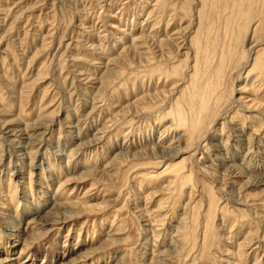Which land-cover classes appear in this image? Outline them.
<instances>
[{
    "label": "rangeland",
    "instance_id": "374dc122",
    "mask_svg": "<svg viewBox=\"0 0 264 264\" xmlns=\"http://www.w3.org/2000/svg\"><path fill=\"white\" fill-rule=\"evenodd\" d=\"M262 183L264 0H0V261L264 264Z\"/></svg>",
    "mask_w": 264,
    "mask_h": 264
},
{
    "label": "bare ground",
    "instance_id": "6f19581e",
    "mask_svg": "<svg viewBox=\"0 0 264 264\" xmlns=\"http://www.w3.org/2000/svg\"><path fill=\"white\" fill-rule=\"evenodd\" d=\"M259 39V38H258ZM253 41H255L256 42V40H253ZM260 42V41H259ZM259 42H256L255 43V45H253V46H250V49H249V52H248V54L247 55H249V57L248 58H250V56H252V53L253 54H255L254 56H253V66H254V68H259L258 66H259V59H260V50H256V47H258L259 45H260V43ZM262 43V42H261ZM248 61V60H247ZM235 130L239 133L238 135H236V136H238V137H240V136H242L241 135V131L238 129V128H235ZM13 135H14V133H13ZM97 143V142H96ZM164 151H167V150H164ZM25 152V151H24ZM22 154V153H21ZM261 183V182H260ZM264 183H262L261 185H263ZM60 208V207H59ZM72 209V208H71ZM57 210V209H56ZM69 210V209H68ZM47 211V210H46ZM78 211V210H77ZM79 212V211H78ZM58 215V214H57ZM71 216V215H70ZM54 218V217H53ZM67 220V218L66 219H64V218H55L54 220H53V222H51V224L52 225H57V224H62L64 221H66ZM7 223H9V222H7ZM10 261H12V258H4L2 261H0V264H10L9 262ZM13 263V262H12Z\"/></svg>",
    "mask_w": 264,
    "mask_h": 264
}]
</instances>
